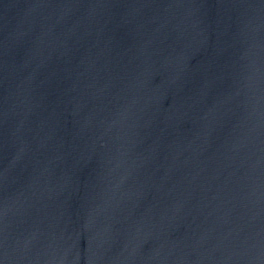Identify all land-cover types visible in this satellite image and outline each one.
<instances>
[{"label": "water", "instance_id": "1", "mask_svg": "<svg viewBox=\"0 0 264 264\" xmlns=\"http://www.w3.org/2000/svg\"><path fill=\"white\" fill-rule=\"evenodd\" d=\"M0 264H264V0H0Z\"/></svg>", "mask_w": 264, "mask_h": 264}]
</instances>
